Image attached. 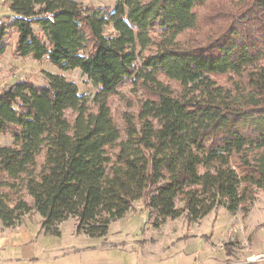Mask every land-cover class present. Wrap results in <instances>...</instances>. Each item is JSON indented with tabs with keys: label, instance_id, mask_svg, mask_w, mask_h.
<instances>
[{
	"label": "trees",
	"instance_id": "obj_1",
	"mask_svg": "<svg viewBox=\"0 0 264 264\" xmlns=\"http://www.w3.org/2000/svg\"><path fill=\"white\" fill-rule=\"evenodd\" d=\"M8 7L0 56L13 28L15 56L79 69L97 91L90 106L57 73L0 91V133L13 136L0 147L5 227L34 210L50 234L73 218L76 232L101 238L137 200L158 228L217 207L245 213L264 190V0H116L107 16L74 0ZM126 81L145 95L121 127L109 98Z\"/></svg>",
	"mask_w": 264,
	"mask_h": 264
},
{
	"label": "crops",
	"instance_id": "obj_2",
	"mask_svg": "<svg viewBox=\"0 0 264 264\" xmlns=\"http://www.w3.org/2000/svg\"><path fill=\"white\" fill-rule=\"evenodd\" d=\"M220 209L227 219L224 230L217 225ZM27 216L14 227L0 223V264H264L263 258L255 259L264 253V215L254 207L243 214L217 207L198 221L181 216L166 219L158 228L148 224L144 230L154 231L151 236L133 240L142 247L149 243L142 252L125 251V243L113 240L108 231L101 238L78 233L73 218L60 222L53 235L41 228L42 221L25 223Z\"/></svg>",
	"mask_w": 264,
	"mask_h": 264
},
{
	"label": "rangeland",
	"instance_id": "obj_3",
	"mask_svg": "<svg viewBox=\"0 0 264 264\" xmlns=\"http://www.w3.org/2000/svg\"><path fill=\"white\" fill-rule=\"evenodd\" d=\"M78 4L85 7H97L101 8L105 16L108 15L112 11L115 6L116 0H74ZM216 7L215 9L221 11V7H226V3L223 1H215ZM9 0H0V19L5 20L2 16L8 15L10 12V8L8 7ZM209 6V4L207 5ZM207 6L201 7L198 9V14L202 17L204 14L206 15ZM228 6V5H227ZM230 6V5H229ZM222 7V8H223ZM39 6H36L38 9ZM37 31V29H36ZM104 33L111 34L115 33L111 26H108L104 29ZM193 33L186 32L182 34L179 38L185 39L191 37ZM16 40V33L13 28H8L5 38V53L0 56V91L9 87L10 84L16 81H23L24 79L30 80L33 83L46 84L48 79L46 77L47 73H57L61 74L66 79L74 82L78 88L79 94L85 96L88 99L90 106H93L92 99L96 93L97 86L95 87L92 82L85 76L79 69H70L67 71L59 70L53 63H49L47 59H42L40 61H35L30 57L20 58L15 56L12 53V49ZM226 77L217 78V82L219 84H224L226 81ZM171 86L176 87L174 82H170ZM117 93L110 96L109 104L111 107V113L113 118L116 120L118 125L121 127L124 125V121L122 115L127 114H136L139 105L141 104V100L144 99V92L142 88L138 85H133L131 82L126 81L122 86L117 88ZM68 111L66 114L69 115ZM13 142V136H11L10 132L8 133H0V147L1 146H9ZM25 201L28 206L33 207V200L30 196H25ZM252 201H246L244 204L246 206L245 211L248 208H255L257 212L264 215V190L261 188H254ZM134 206L129 210L128 214L125 216L123 220L117 219L114 222L110 223L109 228L107 229L108 235L113 239L116 238L121 239L123 243H125V251L130 250L132 248L137 249V251L142 252L147 249L149 243H145L144 247L139 245V242H134L133 240L141 241L144 238H149L151 233L154 231H145L144 229L148 227L149 223H147V217L144 219L142 215L146 216V211L143 208V202L140 200L134 201ZM177 206L181 207L182 203L177 201ZM242 213L241 210H239ZM224 209H220L218 212V220L217 225L221 230H224L226 226V214ZM243 214V213H242ZM184 220L186 218L182 216ZM25 223L31 225H37L41 220V217L38 212L31 211L27 218H24ZM72 220L67 221L63 225V233L68 232V228ZM149 242V241H148ZM138 244V245H137ZM133 247H132V246ZM132 255V254H131Z\"/></svg>",
	"mask_w": 264,
	"mask_h": 264
},
{
	"label": "built area",
	"instance_id": "obj_4",
	"mask_svg": "<svg viewBox=\"0 0 264 264\" xmlns=\"http://www.w3.org/2000/svg\"><path fill=\"white\" fill-rule=\"evenodd\" d=\"M259 258H263L264 259V253L263 254H259V256L255 257V259H259Z\"/></svg>",
	"mask_w": 264,
	"mask_h": 264
}]
</instances>
